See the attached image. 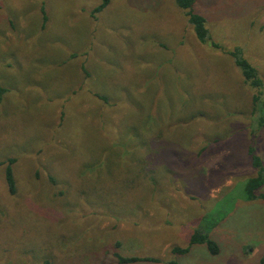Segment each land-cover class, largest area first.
Segmentation results:
<instances>
[{"label": "rangeland", "instance_id": "obj_1", "mask_svg": "<svg viewBox=\"0 0 264 264\" xmlns=\"http://www.w3.org/2000/svg\"><path fill=\"white\" fill-rule=\"evenodd\" d=\"M102 2L0 0V163L17 161L15 195L0 166V264H264V203L245 200L264 127L224 52L264 81V0H198L224 51L174 0L92 17ZM205 215H227L220 254L174 256Z\"/></svg>", "mask_w": 264, "mask_h": 264}, {"label": "trees", "instance_id": "obj_2", "mask_svg": "<svg viewBox=\"0 0 264 264\" xmlns=\"http://www.w3.org/2000/svg\"><path fill=\"white\" fill-rule=\"evenodd\" d=\"M176 5L183 12L186 13L188 18V23L193 29L196 39L202 45H210L214 50L224 51L222 46L218 43L212 41L211 31L208 27V21L206 17L196 11V5L198 0H174ZM111 0H103V2L96 7L92 12L91 16L95 17L97 14L103 12ZM48 17L46 14V24ZM229 55L239 69L244 82L254 91L252 98V114L254 121L258 122L260 128L264 127V81L261 77V73L257 67H255L251 61L245 57V51L240 46H235L229 52L224 51ZM76 57V56H75ZM4 91V90H2ZM99 99L103 101H108L106 97H100ZM248 155L251 158L252 167L256 170L255 177L250 178L245 185V200L246 201H256L263 200L264 194L259 193L264 187V164L257 155L255 147H250ZM16 159H9L7 162L0 163V166L6 165L5 167V179L7 186L9 188V193L11 195L16 194V184L14 178V165L16 164ZM216 207V205H215ZM227 215L223 217L216 218L213 215H205L201 221L197 224L195 231L189 238V245L187 248L174 247L171 252L174 256L183 257L190 253L191 249L195 246H204L207 248L208 252L212 256H217L220 254L221 248L219 244L212 238L211 233L219 225V223L225 219ZM118 262L120 264H134L139 262H155L158 263L159 260L153 258H139V257H129L124 258L117 255ZM168 264H180L177 260H171Z\"/></svg>", "mask_w": 264, "mask_h": 264}]
</instances>
